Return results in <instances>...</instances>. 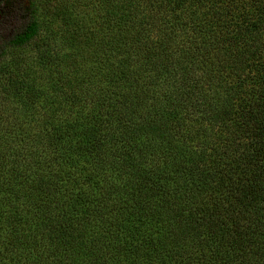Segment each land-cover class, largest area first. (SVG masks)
I'll return each mask as SVG.
<instances>
[{"label": "trees", "instance_id": "obj_1", "mask_svg": "<svg viewBox=\"0 0 264 264\" xmlns=\"http://www.w3.org/2000/svg\"><path fill=\"white\" fill-rule=\"evenodd\" d=\"M0 264H264V0H0Z\"/></svg>", "mask_w": 264, "mask_h": 264}, {"label": "rangeland", "instance_id": "obj_2", "mask_svg": "<svg viewBox=\"0 0 264 264\" xmlns=\"http://www.w3.org/2000/svg\"><path fill=\"white\" fill-rule=\"evenodd\" d=\"M44 1H46V0H44ZM49 1V0H48ZM54 1H58V0H50V3L51 4H53L54 3ZM70 9H72L73 10V8L72 7H70ZM73 13H74V15H75V11L73 10ZM47 19V18H46ZM63 17L60 19V17H59V15L57 16V18H55V20L54 21H51L52 23H50L49 24V27L50 28H52L53 29V31L55 32V35H56V42H58V40L59 39H63V36L64 35H66V36H68V34L66 33V31H69V32H71L70 31V29H73V26H71V25H69V24H67V23H64L63 24ZM73 22L72 21H70V24H72ZM94 28H92L91 30H93ZM66 30V31H65ZM61 49V48H60ZM59 48H57V47H55V51H56V53L57 54H59V53H66V51L64 52L63 51V48L60 50ZM72 49H74V48H72ZM71 49V50H72ZM20 52H21V54H24V55H26V54H29V55H31V53H32V51H31V49L30 48H28V49H25L24 51H21L20 50ZM88 52V51H87ZM52 55H54V53H51Z\"/></svg>", "mask_w": 264, "mask_h": 264}]
</instances>
